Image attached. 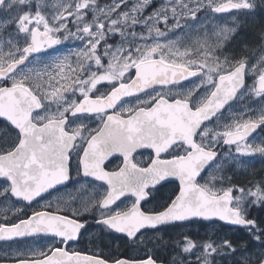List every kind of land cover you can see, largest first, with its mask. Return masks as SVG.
I'll use <instances>...</instances> for the list:
<instances>
[{
	"label": "snow or ice",
	"instance_id": "obj_1",
	"mask_svg": "<svg viewBox=\"0 0 264 264\" xmlns=\"http://www.w3.org/2000/svg\"><path fill=\"white\" fill-rule=\"evenodd\" d=\"M258 132L264 0H0V264H264ZM91 227L136 255L72 247Z\"/></svg>",
	"mask_w": 264,
	"mask_h": 264
},
{
	"label": "flooded vegetation",
	"instance_id": "obj_2",
	"mask_svg": "<svg viewBox=\"0 0 264 264\" xmlns=\"http://www.w3.org/2000/svg\"><path fill=\"white\" fill-rule=\"evenodd\" d=\"M161 2H162L161 0H153V4L156 7H158ZM137 31H141V29H137ZM58 47H59V49H66V50L77 49V48L81 47V42L78 40H68V41H65L61 46H58ZM248 82L250 83V80ZM98 87H100L101 91H105L107 89L106 85H101ZM126 102L134 103L135 101L132 100L131 98H129ZM93 126H95V125H93ZM257 135H262V137H264V133L258 132ZM148 155H149L148 150H140L137 152L136 158L139 160V159L146 158ZM110 159H111V163L108 165L109 168H112L113 166H115L119 163L118 155L115 158H110ZM75 167H76V161L74 159L72 161L73 179L68 181L66 183V185L59 186L58 191H52L51 195L45 194L43 199L38 198L37 202H34L31 206V208L26 209V211L30 214V212L32 210H39V207L41 204H44L47 200H52L53 197H56L58 195H61V196H64L65 198H67V194L72 193L75 190V188L78 186V184H77L78 178L76 177V174H75ZM176 183L178 184V182H176ZM128 203H130V200L124 201L123 204H121V207H123L124 204H128ZM88 219L90 222H92L91 217H88ZM0 220H2V216H0ZM192 222H197V221H192ZM192 222H185L184 224L192 223ZM98 232H99V229H97L95 227L89 228L87 232H84L83 237L80 240V242L72 244L71 246L74 248H77L78 250L85 251L89 254H91L92 251H96V252L102 251L104 256L109 257V258H116L119 256L136 255V253L126 250L124 248V246L119 241L112 242L109 246L101 245L100 247H96L93 244V240L96 237ZM28 242H31V241H28Z\"/></svg>",
	"mask_w": 264,
	"mask_h": 264
},
{
	"label": "rangeland",
	"instance_id": "obj_3",
	"mask_svg": "<svg viewBox=\"0 0 264 264\" xmlns=\"http://www.w3.org/2000/svg\"><path fill=\"white\" fill-rule=\"evenodd\" d=\"M162 1V0H161ZM155 6V5H154ZM149 12L151 9L148 10ZM147 14V13H145ZM62 53H67L69 51H75L76 49H59ZM251 83V80H250ZM239 108V105L234 106V110ZM257 137H262V135H257ZM246 159V166L235 170V178L239 181H244L245 179H251L253 173H259L264 171V160H261L258 156L255 159ZM229 175L233 174L230 170ZM258 178V177H257ZM223 227L224 231L220 232L223 235L227 232L228 235L239 236L241 233L236 230L235 227L223 225V223L207 222V221H197L192 223L184 224L182 227L173 228L170 230L171 237L173 239L179 238V233L190 234L194 239L202 240L212 237L216 234L217 230ZM168 237H166L167 239Z\"/></svg>",
	"mask_w": 264,
	"mask_h": 264
},
{
	"label": "water",
	"instance_id": "obj_4",
	"mask_svg": "<svg viewBox=\"0 0 264 264\" xmlns=\"http://www.w3.org/2000/svg\"><path fill=\"white\" fill-rule=\"evenodd\" d=\"M178 182V181H177ZM221 223H223V222H221ZM226 226H231V225H226ZM231 227H235V228H237V226H231Z\"/></svg>",
	"mask_w": 264,
	"mask_h": 264
}]
</instances>
